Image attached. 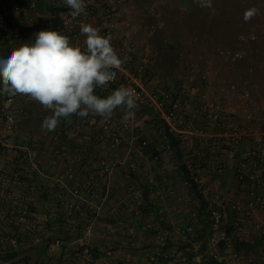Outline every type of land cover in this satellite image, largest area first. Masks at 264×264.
<instances>
[{"label": "built area", "instance_id": "obj_1", "mask_svg": "<svg viewBox=\"0 0 264 264\" xmlns=\"http://www.w3.org/2000/svg\"><path fill=\"white\" fill-rule=\"evenodd\" d=\"M87 15L76 20L70 17V8L58 6L57 23L51 30L60 31L69 39L80 36L81 23L94 24L102 35H111L112 45L120 57L125 60L117 70V78L104 88L115 91L120 85L131 86L140 96L139 109L134 110V117L128 121L112 118L100 127L95 146L99 150H115L127 146L128 152L136 150L137 158H124L120 162H110L105 157H97L96 164L105 178L106 192L115 186V173L121 169L127 185L121 194L115 196L111 212L120 210L134 215L140 214L146 207V201L135 184V174L142 159H146L144 150L151 146V155L155 162L164 163L168 158H177L180 164L185 187L190 191L184 202L195 213H200L204 222L210 225L211 234L205 241V250L194 254L192 264H255V256L244 252L239 247L248 244L249 227L261 232L262 226L256 222L255 215L264 212V126L254 112L244 108L242 112L228 111L224 99L238 93L236 84L229 85L222 98L212 99L208 93L207 72L201 74L200 82L190 81L159 89L148 88L146 80L149 60L146 55L137 54L135 45L127 39L116 40L114 31L120 23L121 12L117 0H85ZM36 3L32 0H15L11 5L0 0V47L6 45L8 54L21 43H33L34 33L46 30L36 24L34 11ZM26 15L24 31H10L4 25L9 12ZM257 39L254 31L242 32L237 36L238 44L253 42ZM225 58L240 59V50L225 49L220 52ZM195 70V69H193ZM249 94L244 91L243 98ZM15 97L0 92V155L12 153L11 160L0 166V255L25 249L41 233V224L33 207L36 206V191L26 184L37 168L36 158L28 148L15 149L17 136L14 115ZM156 122L162 127L160 142L151 145L146 138L136 133L137 124ZM96 120L91 117L79 118L76 128L94 127ZM125 132L130 133L126 139ZM56 139V137H55ZM190 143L187 150L184 147ZM243 143L242 149H240ZM81 154L76 153L73 161H79ZM230 162L234 163V183L242 200L215 189L212 179H221ZM92 171V169H89ZM61 170L55 178L56 189L47 201L50 217L65 220L75 213L74 206L65 199L68 192L74 198L90 195L87 216H96L99 206L92 201L98 196L94 174L84 180L68 181L73 174ZM92 173V172H91ZM146 182L150 188H156L157 194L173 191L158 184L153 175H148ZM150 224L143 230L152 229ZM77 234V228H71ZM117 230L133 239L135 231L127 227L123 219L117 221ZM185 235H191L193 228L188 226ZM92 224L85 221L83 235L75 241H67L55 235H49L44 241L46 258H51L55 250L73 256L77 264H95ZM170 233L155 229L148 249L143 251L144 264H154L161 257L173 258V253L166 250L172 242Z\"/></svg>", "mask_w": 264, "mask_h": 264}, {"label": "crops", "instance_id": "obj_2", "mask_svg": "<svg viewBox=\"0 0 264 264\" xmlns=\"http://www.w3.org/2000/svg\"><path fill=\"white\" fill-rule=\"evenodd\" d=\"M2 1L11 5L15 0ZM32 1L36 3L34 11L36 24L46 30H51L57 23L55 6H66L65 0ZM4 25L10 31L22 32L26 28V15L10 11L5 17ZM91 25L96 27L94 24ZM119 25L113 34L116 40L122 38L117 34ZM2 32L3 30L0 29V35ZM84 39L85 37L80 35L76 40L70 39V43L83 49L85 47ZM8 55L6 45L1 46L0 57L6 58ZM111 92L110 89L98 88L96 90V94L102 98ZM13 109L17 129V136L13 142L15 149L28 148L35 156L37 163V168L26 184L34 187L36 191L34 196L36 206L33 207V211L40 221L41 233L25 248H31L36 253L37 264L45 262L44 241L47 236L55 235L67 241H75L83 235L85 221L91 223L93 228L90 245L96 259L95 264H144L142 254L149 248L156 228L171 234L173 240L166 253L172 252L173 258L161 257L154 264H192V256L205 250V241L209 237L211 229L210 225L200 217V213H195L193 208L184 202V199L189 197L190 191L185 187L181 173L182 167L179 161L181 152L175 159L167 158L164 163H158L152 158L151 146L145 149L143 152L146 159H142L140 168L135 174V184L143 194L146 207L136 215L117 211V209L111 212L115 196L121 194L132 182L127 181L123 171L118 169L114 175L115 186L107 193L105 178L95 169L97 157L102 156L115 163L124 158H137L136 150L129 153L127 146L115 150L97 149L95 146L96 136L106 120L94 114L88 116L96 120L97 124L94 127L77 129L75 124L79 117L73 116L70 119H62L55 131L45 132L41 125L44 118L51 115L50 110H45L37 102L21 95L16 96ZM123 117L124 109H117L112 116L119 121ZM260 121V125L264 126V121L261 119ZM137 127L139 130L136 133L139 137L148 139L151 145L159 144L163 130L156 122L137 124ZM124 134L126 139H129L130 133L125 132ZM189 146L190 143L184 149L187 150ZM242 147L243 143H241L240 149ZM76 153L82 155L77 162L73 161ZM12 156V153L6 156L0 155V166L5 165ZM61 170H64L63 173L68 171L73 174L68 185H71L75 180L81 181L94 174L98 196L92 202L100 208L95 217L86 214L89 206L88 201L91 199L89 194H84L81 198H74L68 192H65L64 196L68 203L75 207L74 215L65 220H55L50 217L47 201L53 196L56 189L55 178L62 173ZM148 175H153L158 184L171 189L173 194L165 192L157 194L156 188H150L146 182ZM211 183L215 189L232 196L234 200H242L243 196L237 192L234 183L233 162L228 164L221 179H212ZM119 219H123L126 226L135 231L133 239L124 236L117 230ZM255 220L262 226V231L259 232L249 227L246 233L248 244L239 247V249L253 253L255 264H264V212L257 213ZM146 224H150L153 228L143 230L142 227ZM73 226L77 228L76 236L71 230ZM188 226L193 228L191 235L184 233ZM62 253L61 250L54 251L56 255Z\"/></svg>", "mask_w": 264, "mask_h": 264}, {"label": "rangeland", "instance_id": "obj_3", "mask_svg": "<svg viewBox=\"0 0 264 264\" xmlns=\"http://www.w3.org/2000/svg\"><path fill=\"white\" fill-rule=\"evenodd\" d=\"M117 1V34L147 56L148 88L198 83L206 71L212 99L222 98L234 83L238 93L224 99L226 109L240 114L247 108L264 121V0H212V9L197 0ZM251 7L260 14L245 22L244 12ZM248 31L257 39L238 44V34ZM225 49L240 50L242 58H225L220 54ZM244 91L248 98L242 97ZM61 255L53 252L45 262L52 264Z\"/></svg>", "mask_w": 264, "mask_h": 264}, {"label": "clouds", "instance_id": "obj_4", "mask_svg": "<svg viewBox=\"0 0 264 264\" xmlns=\"http://www.w3.org/2000/svg\"><path fill=\"white\" fill-rule=\"evenodd\" d=\"M65 3L72 20L87 15L85 0ZM197 3L212 9V0ZM259 14L257 7H251L243 19L250 22ZM79 31L85 37L83 49L60 31L40 30L33 34L34 43H21L6 58L0 57V92L9 97L27 96L50 110L41 125L45 132L55 131L62 119L73 116L83 119L94 114L107 121L117 109H124L126 122L139 109L140 96L131 86L120 85L103 98L96 94L117 78L125 60L114 49L111 35H102L88 23H81Z\"/></svg>", "mask_w": 264, "mask_h": 264}, {"label": "water", "instance_id": "obj_5", "mask_svg": "<svg viewBox=\"0 0 264 264\" xmlns=\"http://www.w3.org/2000/svg\"><path fill=\"white\" fill-rule=\"evenodd\" d=\"M23 258H28L29 259V262L28 264H36L37 263V260H38V257L36 255V253L32 250V249H29L27 251H24L20 254H18L16 257L8 260V261H3L2 259H0V264H13V263H17L19 262L21 259ZM57 264H77L74 260L72 259H66V260H63Z\"/></svg>", "mask_w": 264, "mask_h": 264}, {"label": "trees", "instance_id": "obj_6", "mask_svg": "<svg viewBox=\"0 0 264 264\" xmlns=\"http://www.w3.org/2000/svg\"><path fill=\"white\" fill-rule=\"evenodd\" d=\"M210 234H211V232H210ZM29 249H31V248L21 249V250H18V251H12V252L5 253L3 255H0V259H2L3 261H8V260L16 257L18 254H20V253H22L24 251H27ZM45 258H46V256H45ZM66 259H72V260H74L73 256L65 255V253H62L61 257L56 262H54L52 264H57V263H59V262H61L63 260H66ZM28 262H29V259L28 258H23L19 262L13 263V264H28ZM43 264H49V263L43 262Z\"/></svg>", "mask_w": 264, "mask_h": 264}]
</instances>
